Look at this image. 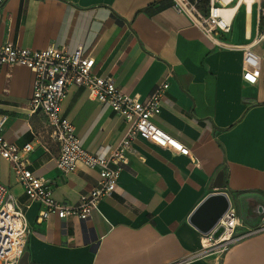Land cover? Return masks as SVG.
<instances>
[{
	"label": "crops",
	"instance_id": "crops-1",
	"mask_svg": "<svg viewBox=\"0 0 264 264\" xmlns=\"http://www.w3.org/2000/svg\"><path fill=\"white\" fill-rule=\"evenodd\" d=\"M244 5V4H242ZM240 8L231 30L216 32V44L172 0H3L0 43L66 51L82 46L95 59L94 72L111 76L126 93L145 98L160 82L168 86L153 121L188 146L185 156L137 136L112 194L101 197L83 220L49 214L29 198L0 156V183L23 210L25 248L17 264H264V40L254 83L242 79V49L259 30L252 5ZM33 74L18 64L0 65V134L18 146L39 138L28 154L32 172L48 178L52 196L72 205L98 186L97 168L78 163L61 172L58 145L46 116L29 112ZM38 113L46 121L39 126ZM80 143L108 155L125 128L122 117L70 84L61 103ZM221 173V184L214 180ZM226 193L241 236L222 252L203 248L204 232L189 220L212 192ZM209 233V232H208Z\"/></svg>",
	"mask_w": 264,
	"mask_h": 264
},
{
	"label": "built area",
	"instance_id": "built-area-1",
	"mask_svg": "<svg viewBox=\"0 0 264 264\" xmlns=\"http://www.w3.org/2000/svg\"><path fill=\"white\" fill-rule=\"evenodd\" d=\"M239 0H237L238 2ZM3 0H0V4ZM229 2L223 0H172V7L186 14L191 23L205 32L213 42L219 44L216 32L227 33L231 30L232 16L225 17L221 12ZM254 5L259 18L264 21V0H242L246 6ZM264 40V23L249 43L237 45L242 49V79L254 83L259 76L260 55L252 45ZM18 64L29 68L33 74L32 93L29 98V112H42L46 116L48 135L58 145L54 158L56 167L64 173L73 171L78 163L97 168L99 184L87 193L80 195L72 205L55 200L52 196V184L48 178L35 175L28 167V154L33 150L39 138L18 146L6 140L0 134V156L5 158L13 174L22 185L25 194L43 204L38 219H45L56 213L59 217L75 215L87 219L91 209L101 197H108L116 186V180L127 161L132 141L142 136L156 146L169 149L176 154L189 155L188 146L160 128L153 117L160 111L161 96L166 90V81L158 83L143 99L124 92L109 75L94 72V57L90 51L77 46L72 51L50 45L42 49L22 47L11 42L0 43V65ZM77 84L88 90L89 96L120 115L125 123L124 132L108 155H99L84 148L75 134L72 122L61 113V103L66 96L68 86ZM4 117L0 119V129ZM239 225L234 206L229 202L227 209L219 218L215 227L202 238L203 248L214 247L222 252L241 236L235 235ZM221 227L217 236L216 228ZM264 229L261 226L252 230ZM27 223L24 212L15 203V197L8 187L0 183V264H17L25 248Z\"/></svg>",
	"mask_w": 264,
	"mask_h": 264
},
{
	"label": "water",
	"instance_id": "water-1",
	"mask_svg": "<svg viewBox=\"0 0 264 264\" xmlns=\"http://www.w3.org/2000/svg\"><path fill=\"white\" fill-rule=\"evenodd\" d=\"M214 183L215 186L221 184V173H218ZM228 205L229 199L226 193L222 191L209 193L190 214L189 220L195 224L199 230L208 233L215 227ZM220 231L221 227L216 228L213 232V236H217Z\"/></svg>",
	"mask_w": 264,
	"mask_h": 264
},
{
	"label": "bare ground",
	"instance_id": "bare-ground-1",
	"mask_svg": "<svg viewBox=\"0 0 264 264\" xmlns=\"http://www.w3.org/2000/svg\"><path fill=\"white\" fill-rule=\"evenodd\" d=\"M223 1L229 2L227 5L223 6L221 9V12L227 18L234 15L242 6L243 13L245 14L246 19H247V27H248L252 19V16H253L252 6L249 3H247L246 6L242 5V0H239L238 2L237 0H223Z\"/></svg>",
	"mask_w": 264,
	"mask_h": 264
},
{
	"label": "rangeland",
	"instance_id": "rangeland-1",
	"mask_svg": "<svg viewBox=\"0 0 264 264\" xmlns=\"http://www.w3.org/2000/svg\"><path fill=\"white\" fill-rule=\"evenodd\" d=\"M205 3H206V0H204V5H205ZM241 8H242V6H241ZM263 23H264L263 19L260 18L259 29L263 26ZM37 117L39 119V126L41 127V125H43V122L46 120H45L44 115L42 113H38Z\"/></svg>",
	"mask_w": 264,
	"mask_h": 264
}]
</instances>
